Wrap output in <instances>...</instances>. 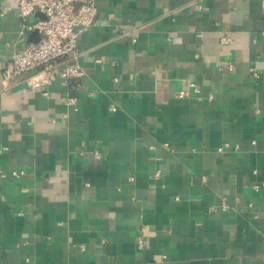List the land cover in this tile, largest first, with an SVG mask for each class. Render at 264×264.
Masks as SVG:
<instances>
[{
  "label": "crops",
  "instance_id": "0c3cea01",
  "mask_svg": "<svg viewBox=\"0 0 264 264\" xmlns=\"http://www.w3.org/2000/svg\"><path fill=\"white\" fill-rule=\"evenodd\" d=\"M18 2L0 0V264H264V0H97L76 106L61 77L3 80L41 37Z\"/></svg>",
  "mask_w": 264,
  "mask_h": 264
},
{
  "label": "built area",
  "instance_id": "2783aa9c",
  "mask_svg": "<svg viewBox=\"0 0 264 264\" xmlns=\"http://www.w3.org/2000/svg\"><path fill=\"white\" fill-rule=\"evenodd\" d=\"M97 0H19L17 8L23 29L36 30L41 34L37 42H31L24 48L12 53L8 66L2 72L4 81L13 78H24L26 85L21 89L24 95L35 91L44 90L53 80L61 77L66 85L64 103L68 106H76L75 93L81 89L85 70L82 68L78 50L79 36L89 30L97 17ZM9 7L0 4V16L7 15ZM37 13L43 15L30 20ZM230 38L225 36L221 39L224 44L229 43ZM227 67L232 69V64ZM257 77V74H255ZM199 92L198 88H195ZM47 95V91H44ZM90 96L94 91L89 92ZM188 92L181 90L180 97H186ZM214 96L209 94L208 100ZM231 146L225 144L219 151H227ZM99 158V151L95 152ZM23 171H13V177H20ZM4 176V174L2 173ZM160 177V172H155V178ZM257 188H259L257 186ZM222 209L228 208L222 204ZM216 211V207L210 209ZM140 247H144L143 236L138 239Z\"/></svg>",
  "mask_w": 264,
  "mask_h": 264
},
{
  "label": "water",
  "instance_id": "95a60500",
  "mask_svg": "<svg viewBox=\"0 0 264 264\" xmlns=\"http://www.w3.org/2000/svg\"><path fill=\"white\" fill-rule=\"evenodd\" d=\"M37 15H40V16H42V17H43V15H42V14H40V13H37Z\"/></svg>",
  "mask_w": 264,
  "mask_h": 264
}]
</instances>
